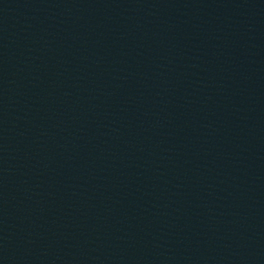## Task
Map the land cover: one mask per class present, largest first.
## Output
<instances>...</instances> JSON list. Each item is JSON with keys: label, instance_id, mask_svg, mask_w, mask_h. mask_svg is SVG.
<instances>
[{"label": "water", "instance_id": "water-1", "mask_svg": "<svg viewBox=\"0 0 264 264\" xmlns=\"http://www.w3.org/2000/svg\"><path fill=\"white\" fill-rule=\"evenodd\" d=\"M0 264H220L195 0H0Z\"/></svg>", "mask_w": 264, "mask_h": 264}]
</instances>
